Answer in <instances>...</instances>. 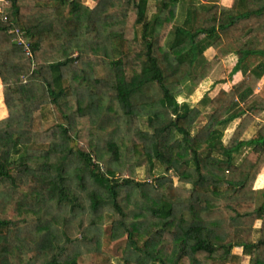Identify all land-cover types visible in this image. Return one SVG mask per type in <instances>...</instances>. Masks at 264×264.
Listing matches in <instances>:
<instances>
[{
	"label": "trees",
	"instance_id": "1",
	"mask_svg": "<svg viewBox=\"0 0 264 264\" xmlns=\"http://www.w3.org/2000/svg\"><path fill=\"white\" fill-rule=\"evenodd\" d=\"M0 86V264H264V0H1Z\"/></svg>",
	"mask_w": 264,
	"mask_h": 264
},
{
	"label": "rangeland",
	"instance_id": "2",
	"mask_svg": "<svg viewBox=\"0 0 264 264\" xmlns=\"http://www.w3.org/2000/svg\"><path fill=\"white\" fill-rule=\"evenodd\" d=\"M230 1L231 0H218L220 5H223V6H229ZM153 11H154V7L152 5H150V7L148 9V14L150 15ZM204 58H205V60H207L208 59V55L206 54L204 56ZM234 60H235L234 57L231 56V55L227 56V57H225L223 59H220L218 64H217V66L215 67V70L211 73V75L208 76L205 80H203L198 86L193 88L192 92L190 94H188V92L185 91V92L177 95V98H176L177 102L178 103L185 102V103H188L190 106L196 105L197 101L202 97L203 94L206 93V91L209 88H211V86L213 85L214 81L219 78L221 73L228 72L230 70ZM240 78H241L240 74H237L236 76H234L233 82L232 81L227 82L225 87L229 90L230 87L232 86V84H234ZM0 95H2V92H1ZM204 121H205V118L202 117L201 118V122L203 123ZM236 124H237V121L232 123V125H230L228 127V129L224 133V140H226L229 137V135L232 133V130L235 127ZM159 173H160V167H159V165H156V169H155L154 174H159ZM169 174L173 177L174 181L176 182L177 175H176L175 171H169ZM260 174H261V177H259ZM259 175H258V177H257V179H256V181L254 183V188L257 191V200H258V202L261 200L260 194L262 192H264V167L260 171ZM136 178H137L138 181H142L144 179L142 170H139L137 172V177Z\"/></svg>",
	"mask_w": 264,
	"mask_h": 264
},
{
	"label": "built area",
	"instance_id": "3",
	"mask_svg": "<svg viewBox=\"0 0 264 264\" xmlns=\"http://www.w3.org/2000/svg\"><path fill=\"white\" fill-rule=\"evenodd\" d=\"M9 33L14 35L15 44H17L18 46H21L26 56H29L30 55V51H29L30 45H29V42L26 40L25 35L21 31H19L17 28L10 30Z\"/></svg>",
	"mask_w": 264,
	"mask_h": 264
},
{
	"label": "crops",
	"instance_id": "4",
	"mask_svg": "<svg viewBox=\"0 0 264 264\" xmlns=\"http://www.w3.org/2000/svg\"><path fill=\"white\" fill-rule=\"evenodd\" d=\"M0 94H1V88H0ZM0 96H1V99H2V110H3L2 115L0 116V120H1L2 118H5L6 117L7 112H6V108L4 106L3 97H2V95H0ZM233 253H238V249H234L233 250Z\"/></svg>",
	"mask_w": 264,
	"mask_h": 264
}]
</instances>
